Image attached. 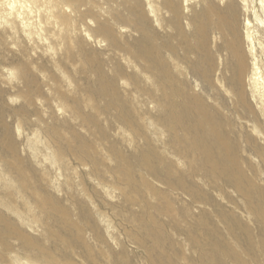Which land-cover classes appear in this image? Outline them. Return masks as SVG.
<instances>
[{
  "label": "bare ground",
  "instance_id": "bare-ground-1",
  "mask_svg": "<svg viewBox=\"0 0 264 264\" xmlns=\"http://www.w3.org/2000/svg\"><path fill=\"white\" fill-rule=\"evenodd\" d=\"M0 65L25 121L35 70L78 74L50 76L67 118L34 134L62 181L0 134V264H264V0H0ZM122 81L155 103L159 148Z\"/></svg>",
  "mask_w": 264,
  "mask_h": 264
},
{
  "label": "rangeland",
  "instance_id": "rangeland-1",
  "mask_svg": "<svg viewBox=\"0 0 264 264\" xmlns=\"http://www.w3.org/2000/svg\"><path fill=\"white\" fill-rule=\"evenodd\" d=\"M99 51L103 53L104 57H108L106 54V49H105V44L99 45L97 47ZM46 59V57H45ZM70 66V65H69ZM67 66L64 67V70H55L50 68V76L56 75L57 77L61 78V89L63 91H66V83L62 80L65 79L66 76H71V77H78V74L76 73L75 68L72 66ZM106 67H108V64H106ZM129 72H131V69H128ZM6 72V73H5ZM35 73L37 74L41 86V93L40 96L37 97L35 104L31 105V107L28 108V120H24L23 117H21V111L20 109L24 108L25 102L23 98L20 96V90L22 88V85L20 84L19 80L15 77V74H9L7 73V70H3V65H0V134L5 135V133L8 134V136L12 139V141L17 145L18 151L22 157L25 159L28 158L29 160L33 161L35 164L38 165L39 168H43V164L46 163L47 165H50V167L53 165L51 162V157L49 156V150L44 142V138L39 136V138L34 134L37 130H40L45 124L50 123L51 120L54 118H59L61 120L66 119L67 116L64 112L58 111L57 108V102H56V96L54 95L52 89L50 88L52 86V77L48 76L45 73H42L38 70H35ZM82 78V77H80ZM51 83V84H50ZM148 85V84H147ZM149 86V85H148ZM72 86H70L71 88ZM152 88V87H150ZM119 92L122 95L127 96L128 100H126L127 105L126 107L129 109L133 110H138L141 115L144 116L143 122L145 124V130H146V137L138 139L139 143L141 145H146L150 141L151 145L154 147L159 148V141L157 137V129H156V107L155 103L150 97H147L146 94H134L132 91L133 88L128 85L124 84L122 81L121 85H119ZM57 108V109H56ZM57 111V112H56ZM48 120V122L46 121ZM43 121V122H42ZM77 127L80 125V121L76 120L74 121ZM253 123L252 121H249V124ZM84 131L83 129H81ZM111 134L114 136L113 138L117 137L120 135V132L118 131L117 126L112 130L111 129ZM128 140L129 144L127 145V151L132 152L133 147L135 145L134 140H133V135H128ZM48 154V156H46ZM50 157V158H49ZM258 169V173L261 175V177L264 179V165L259 163L258 161L253 162ZM260 165V166H258ZM260 167V168H259ZM55 167L52 166L51 170L54 169ZM261 169V170H260ZM56 171V169H54ZM52 170L53 172H55ZM58 174L55 172L53 176H56ZM58 180L62 181L64 179V176L58 174ZM57 178L53 179V187L55 188V192L58 193L60 191L58 188L59 182H57ZM63 178V179H62ZM195 182L198 184V186L205 192H208L212 197L214 198V201L217 203H221L224 205H227L230 208H234L237 204L240 208H237L240 212L245 213V209H243L244 203L243 200L236 194L233 196L235 199L234 204L232 202H227L226 199L222 198L218 193L213 191L212 189L209 188L208 183L205 182L203 179V176L200 174V176H197L194 178ZM264 181V180H263ZM57 183V184H56ZM56 184V185H55ZM264 184V182H263ZM162 186V185H161ZM102 188V187H101ZM11 190H14L15 196L12 197V199L18 201V193L17 191L10 187ZM103 190L107 188H102ZM7 188L4 186V184L0 181V211L1 212H7L10 213L9 210L5 209L1 203L3 202L4 199V194L2 193L5 192ZM112 192L111 196H118L119 191L115 190L114 188L110 189ZM59 195H64L63 191L59 192ZM2 198V199H1ZM10 199V198H9ZM116 199V198H114ZM6 200V201H7ZM209 207V206H206ZM210 208V207H209ZM195 210L198 211V207H195ZM244 210V211H242ZM13 215V214H12ZM23 213V217H24ZM245 215V214H243ZM27 218H31L30 215H26ZM247 217V216H246ZM250 218L247 217V220ZM30 220V219H29ZM31 224H27V220H19V224L22 227H25L29 232L33 234H39V227L38 223H34L33 220H30ZM39 229V230H37ZM38 231V232H37ZM130 250L135 252L136 248L131 245ZM132 254V252H131Z\"/></svg>",
  "mask_w": 264,
  "mask_h": 264
}]
</instances>
